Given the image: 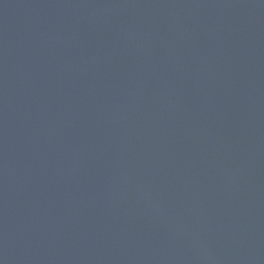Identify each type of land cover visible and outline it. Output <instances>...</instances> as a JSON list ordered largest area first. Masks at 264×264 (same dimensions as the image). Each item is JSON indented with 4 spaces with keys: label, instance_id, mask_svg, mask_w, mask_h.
<instances>
[{
    "label": "water",
    "instance_id": "95a60500",
    "mask_svg": "<svg viewBox=\"0 0 264 264\" xmlns=\"http://www.w3.org/2000/svg\"><path fill=\"white\" fill-rule=\"evenodd\" d=\"M0 264H264V0H0Z\"/></svg>",
    "mask_w": 264,
    "mask_h": 264
}]
</instances>
